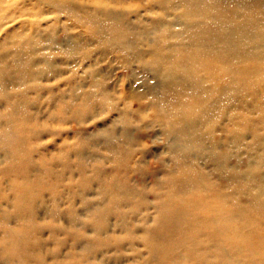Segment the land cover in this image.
Wrapping results in <instances>:
<instances>
[{"label":"bare ground","instance_id":"obj_1","mask_svg":"<svg viewBox=\"0 0 264 264\" xmlns=\"http://www.w3.org/2000/svg\"><path fill=\"white\" fill-rule=\"evenodd\" d=\"M50 1L52 7L61 10L67 6L60 2L66 5L71 2ZM75 1L80 3L69 4L75 5L68 6L69 11L82 8L83 3L92 4L90 11L85 9L71 14L81 24L85 23L95 40L101 41L107 49L117 46L127 57H140L142 53L150 56L155 71L160 74L156 88H150V104L155 107V115L165 120L161 133L166 138L172 165L166 167L164 163L160 175L144 171L153 177L150 188L154 198L150 202L156 212L151 218L152 225L145 226L149 216L142 215L144 222L137 227L130 221L123 223L125 216L118 214L120 221L116 224H126L124 231L132 232L126 231L129 238L124 236L109 241L118 243L127 239L134 246L140 241L145 249L142 253L134 251L137 264H264L263 164L256 167L241 158L242 154L251 156L264 133V0H148L160 12L148 20L147 26L130 27L118 8L122 0H112L119 5L112 9L106 7L105 0ZM176 8L181 11L175 20H167L169 12ZM35 23H39L38 20ZM27 25L28 22L19 25L23 27L22 32H15L12 44L0 42V138L14 140H5L0 145L10 146L15 152L30 150L31 139L26 142L29 136L37 140L54 133L36 113L29 117L24 112L37 102L36 98L27 97L28 92L35 91L37 97L41 87L39 78L51 72L45 69L52 65L49 57L56 54L55 48L59 46L51 37L50 43L44 46L42 32L38 33L40 24L34 25L36 34L28 36ZM84 47L70 43L62 52L65 56L81 54ZM45 48L49 51L43 52L42 59L38 58L40 54H37ZM85 52L80 55L83 59L89 55ZM39 63L41 70L37 71ZM94 83V92L82 90L78 85L71 86L68 92L51 88L49 100L58 101L60 107L58 111L48 112L50 119L60 118L66 122L68 118L58 113L70 109L69 116L80 124L87 119L85 117L97 113L93 101L99 103L100 111H114L117 107L108 102L106 82L98 78ZM123 96L130 102L134 98L129 93ZM125 98L121 100L127 101ZM117 109L121 118L131 124L129 110L132 109ZM144 109L135 108L134 112L141 122L151 119L144 114ZM29 118L34 123H27ZM130 124L128 128H116L117 125L112 124L105 132L107 139L104 141V149L110 155L101 160L92 158L99 165L91 167L90 171L101 188L97 190L99 200L91 206L95 211L113 209L106 205L105 186L108 191L113 188L117 197L122 195L114 199L115 204L130 206L133 210L135 206L150 204L144 187L129 184L135 154L147 151L143 145L138 150L134 147L136 138L131 134ZM206 129L211 131H204ZM212 131H216V138L210 134ZM84 136L81 134V140ZM246 136L250 140H246ZM34 141L32 143L39 148L43 146ZM84 142L75 145L74 155L87 164L90 159L83 151H93L94 146ZM36 145L31 147L35 149ZM263 160L261 158L262 163ZM108 161L114 163L110 170L103 167ZM139 164L142 167L146 163ZM44 178L39 179L43 181ZM133 210L126 215L129 220L135 218ZM7 215L1 212L0 224L10 217L15 220L27 217L20 208L17 215L13 211ZM93 218L94 224H88L90 227L94 226L99 233L109 231L106 217L103 223ZM135 230L139 233L138 239L134 236ZM8 236L11 246L22 248L25 242L22 237Z\"/></svg>","mask_w":264,"mask_h":264},{"label":"rangeland","instance_id":"obj_2","mask_svg":"<svg viewBox=\"0 0 264 264\" xmlns=\"http://www.w3.org/2000/svg\"><path fill=\"white\" fill-rule=\"evenodd\" d=\"M105 1H107L106 7L109 9L119 6L112 0ZM69 2L67 5L60 2L67 6L65 10H61L52 7L50 0H0V42H6L7 45L12 44L15 39L13 36L17 35L15 32H22L23 27L19 28V25L28 22L25 27L28 36L33 37L36 34L34 25L40 24L38 33L42 32L44 46L50 43V37L54 39L56 46H59L55 48L56 54L49 57V61L53 60L52 65L45 69H50L51 72H46L39 78L41 85L37 95L39 99L36 97L35 91H29L27 97L31 100L36 98L37 102L31 106L32 109L26 108V112H24L26 115L29 114V117H34L33 112L36 113L37 118L48 125L49 131L54 133H47L48 135L46 134L43 138H38V141L35 140L36 137L29 136L26 142L31 139L30 150L24 152H15L11 150L10 146L0 145V210L2 209L0 214L5 211L9 216L13 211L17 215L19 208L27 213V217L23 220H15L10 217L0 224V264H137L135 252L142 253L145 249L140 241L137 245L139 247L129 244L127 239L118 243L114 240L109 241V239L123 238L124 236L129 238L127 232H132V230L124 231V228L127 227L126 224L124 226L116 224L120 221L117 215L125 216L123 223L130 221L132 226L134 224L137 227H141L144 222L141 221L142 215L149 216V221L144 223H146L145 226L152 225L151 218L156 212L150 202L154 198H152L150 188L153 185V177L144 171H155L157 175H160V168L164 166V163L166 167L172 165L170 154L166 149V138L161 133L165 120L155 115V107L150 104V88L154 86L156 88L160 75L155 71L150 60L151 57L145 56L144 53L140 57L134 55L127 57L121 50H117V46L105 48L101 41L95 40L89 34L85 23L81 24L75 19V15L71 14V12L77 13L85 9L90 11L93 8L92 4L83 3L82 8L78 7L76 10L69 11L68 6L75 7V5L69 4L80 3L75 0H69ZM122 3L118 8L122 11V18L128 27L135 24L147 26L148 20L156 17L160 12L158 7L149 3L148 0H122ZM180 11L181 8L170 11L167 20H175L176 14ZM83 12L81 14H84ZM37 20L39 23H35ZM70 43L72 45L82 44L85 46L84 52L65 56L62 50L67 45L69 47ZM48 51V48L43 49L41 53L37 54H40L38 58L42 59L43 52L47 53ZM85 51H88L89 55L83 59L80 55L86 54ZM39 66L41 63L38 64L37 71L40 69ZM98 78L99 80L102 78L106 82V91L110 95L108 102L115 103L120 111L124 108L132 109V111L129 110L131 124L121 118L122 115L118 114L117 108L114 111L107 109L100 111L99 103L94 101L92 104L98 107V109L94 108L97 113L85 117L87 119L80 124L74 117L69 116L70 109L64 113H58L59 116L68 118L66 122L61 121L60 118L50 119L48 112L52 109L58 111L60 107L57 104L58 101L49 100L48 91L51 88L68 92L71 86L78 85L82 90L94 92L96 88L92 85ZM59 80L61 82L57 83ZM126 93L134 97L131 102L123 96ZM122 97L127 101L124 99L122 101ZM51 104H54L53 107ZM144 104L145 106H143ZM139 107L145 108L144 114L151 119L144 122L139 121V117L135 115V108ZM32 120L29 118L26 122L34 123ZM114 123L117 125L116 128L132 125L131 134L136 138L134 147L138 150L143 145L147 150L145 153L135 154V162L132 164L134 171L131 173L129 184L138 188L144 187L149 195L146 200L150 204L144 207L135 206L134 210L130 209V206L123 207L121 204H115L116 192L112 190V187L110 189L112 191H108L105 186L104 193H108L105 196L106 205L113 209L95 211V207L91 206L93 202L99 200L97 190L101 188L96 185V177L90 171L91 167L99 165L92 158L101 160L103 156L110 155L104 149V141L107 139L105 132ZM208 129L204 131L210 132L211 130ZM8 133L12 134L13 132ZM81 134L85 135L84 140H81ZM210 134L214 138L218 136L216 131H212ZM10 139L2 136L0 144L5 143V140L7 142L14 141ZM32 140H35V143H43V146L39 148L32 143ZM246 140H250V137L246 136ZM84 141L89 146H94L93 151L88 149L83 151L90 159L87 164L80 162L74 155L75 145L77 143L82 145L85 143ZM32 144L37 148L33 149ZM64 145L66 147H62ZM259 146L250 157L242 154L241 158L256 167L263 164L261 170L264 180V160L263 163L261 161V158L264 159V133ZM8 152L9 156L7 157ZM143 161L146 164L141 167L142 164L139 162ZM112 164L114 163L108 161L103 164V167L110 170L114 166ZM88 166L89 169H87ZM41 177H45L43 181L39 179ZM104 193L103 195H105ZM82 196L86 198L82 199ZM119 196L122 195H118L117 199H120ZM18 203L23 205L17 207ZM133 203H136V200ZM24 209H27L28 212ZM131 210L135 212L133 220L126 217L128 213L132 212ZM94 216L98 223L105 222L103 221L104 217L109 220L110 225L107 227L109 230L107 233L104 231L99 233L94 230V226L88 225L94 222ZM8 234L11 237L20 236L23 241L25 240L21 249H16L9 244ZM134 236L136 239L139 238V233L136 230ZM105 240L109 242L105 243Z\"/></svg>","mask_w":264,"mask_h":264}]
</instances>
